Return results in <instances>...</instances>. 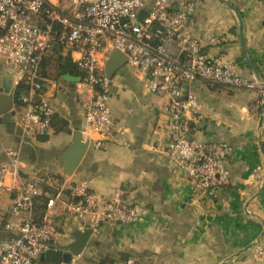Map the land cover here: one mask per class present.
<instances>
[{
    "label": "crops",
    "instance_id": "0c3cea01",
    "mask_svg": "<svg viewBox=\"0 0 264 264\" xmlns=\"http://www.w3.org/2000/svg\"><path fill=\"white\" fill-rule=\"evenodd\" d=\"M182 1L174 0L175 4ZM225 1L242 19L245 50L259 71L264 59L260 0H203L195 8L190 26L203 42L209 37L222 38L221 46L207 47L205 52L210 57L222 54L237 75L248 76L252 72L242 56L238 20ZM50 68L54 72L52 65L47 67L45 100L54 109V116L67 121L70 132L56 134L52 129L47 141L38 142L35 136L22 133L13 115L0 116L7 136L3 145L17 151L26 166L18 179L9 175L0 178L10 190L0 191V239L10 236L4 225L13 218L9 211L19 196V183H49L54 176L60 183L85 180L104 199H113L121 192L123 201L143 213V220L132 224L102 222L91 236L88 253L84 250L78 262L89 264L85 260L89 255H109L120 264H264L252 252L264 233V188L258 185L256 171L257 167L264 169V95L258 89L235 90L205 82L189 85L188 91L200 105L189 115L192 138L222 142L233 149L232 156L223 163L229 183L198 192L185 171L169 157L165 99L145 92L125 65L110 80L109 105L114 122L111 137L100 149L88 143L75 171L65 175L60 159L73 132L82 129L89 92L84 79L50 77ZM5 84L10 85L12 109H16V87L12 80L2 79L0 90ZM64 87L76 94L67 104L58 97ZM244 97L246 103L238 105V98ZM4 106L0 100V109ZM8 162L0 149V168ZM84 228L79 222H62L63 235L55 248L64 250L71 234ZM120 255L127 256L125 263Z\"/></svg>",
    "mask_w": 264,
    "mask_h": 264
},
{
    "label": "built area",
    "instance_id": "2783aa9c",
    "mask_svg": "<svg viewBox=\"0 0 264 264\" xmlns=\"http://www.w3.org/2000/svg\"><path fill=\"white\" fill-rule=\"evenodd\" d=\"M203 0H0V64L13 86L23 85L15 124L30 136L48 135L54 109L46 102V78L40 73L44 58L59 48L69 54L82 72L89 98L84 106L81 135L96 149L103 147L113 131L110 119V80L104 66L113 51L125 58V67L145 92L162 97L169 119L168 154L189 177L196 191H213L229 183L223 163L233 154L222 142L194 140L189 115L200 107L188 91L190 84L205 82L235 90L258 89L264 95V59L259 76H240L220 54L210 57L205 49L223 44L222 38L205 42L194 35L190 19ZM261 1L264 23V0ZM145 16L139 18L140 12ZM187 86V88H185ZM9 162L0 168V178H19L25 165L17 151L3 148ZM258 185L264 188V169L257 167ZM42 180L19 183V196L12 201L4 228L10 233L0 239V264H39L40 256L57 250L63 235L62 222L75 221L96 233L102 222L127 225L143 220V213L121 199L98 196L85 180L67 183L50 181L39 223L33 217V200L41 194ZM7 189L0 181V191ZM7 191H10L7 189ZM253 255L264 260V233L253 245ZM77 257L68 263L78 264ZM125 264H132L126 262Z\"/></svg>",
    "mask_w": 264,
    "mask_h": 264
},
{
    "label": "water",
    "instance_id": "95a60500",
    "mask_svg": "<svg viewBox=\"0 0 264 264\" xmlns=\"http://www.w3.org/2000/svg\"><path fill=\"white\" fill-rule=\"evenodd\" d=\"M226 5L235 12V15L238 20V28H239V42L242 50V56L245 60L250 71L256 76H259V71L257 67L253 64V62L247 56L245 50V39H244V31H243V22L237 11L233 9V7L225 1ZM145 16V11H141L139 18H143ZM125 64V58L122 54L117 51H113L105 62L104 66V74L108 80H111L115 73ZM65 79L70 80L69 77H65ZM71 81H76L75 79H71ZM187 88V86H185ZM0 100H3L5 106L3 109H0V116L10 113L13 115L12 107H13V97L10 93V85H3L0 90ZM35 140L38 142H45L48 140V135H36ZM88 143L83 140L80 131H74L72 134V141L68 145V147L62 153L61 167L63 173L67 176L72 175L77 166L79 165L85 150L87 148ZM92 236L91 229L84 228L81 230H75L71 234V241L68 243L64 250H48L43 255L40 256L39 260L41 262H47L49 264H61L68 263L72 257H77L82 255L83 251L90 244V239ZM120 261L125 263L127 261V256L120 255Z\"/></svg>",
    "mask_w": 264,
    "mask_h": 264
},
{
    "label": "trees",
    "instance_id": "16d2710c",
    "mask_svg": "<svg viewBox=\"0 0 264 264\" xmlns=\"http://www.w3.org/2000/svg\"><path fill=\"white\" fill-rule=\"evenodd\" d=\"M54 69V75L56 78L70 76V77H79L82 80L84 79L82 72L78 70L76 65L71 61L69 56H62L60 49L55 48L53 53L48 57L44 58L41 62L40 73L43 77H46L48 74L47 67L51 66ZM25 91V87L23 85H18L14 91V99L15 103L18 104V97L21 92ZM51 126L54 133H69V129L67 128L68 123L66 120L62 118H58L54 116L51 121ZM51 179V178H50ZM51 181L59 182L57 177L52 176ZM41 188V194L36 196L33 200V217L37 223H39L43 217L45 212V205L48 199V196L54 193L53 187H50L47 181H41L39 183ZM94 260V261H92ZM89 264H120L115 259H112L109 255L99 256L97 259H92ZM39 264H49L47 262H39Z\"/></svg>",
    "mask_w": 264,
    "mask_h": 264
},
{
    "label": "rangeland",
    "instance_id": "374dc122",
    "mask_svg": "<svg viewBox=\"0 0 264 264\" xmlns=\"http://www.w3.org/2000/svg\"><path fill=\"white\" fill-rule=\"evenodd\" d=\"M49 76L50 77H55L54 72L51 70V68L49 69ZM2 79L11 82L10 76H8L6 74V72L4 70V67L0 64V83H1ZM84 89L85 88H83V92L81 94L82 96H84L83 93H85ZM67 93H69L70 96H67ZM75 95L76 94H75V91L74 90L67 92V88L64 87V90L61 93H59L58 97H60L61 99H63V102L67 104L68 99L70 97L71 98L75 97ZM246 100H247L246 97H244L242 99L238 98V105L245 104L246 103ZM109 109H110V105H109ZM109 116H110V119H111V121L113 123V126H114V122H113L112 115H111V109H110V115ZM7 117H8L7 118V120H8L10 118V116H7ZM2 124H3V121H1V123H0V139H1L2 145H3L4 144V141H6V139H7V136H6L5 126L2 125ZM53 139L54 138L51 137V140L50 141H53ZM3 148H6V147L3 145ZM85 251H86L85 254H87L88 253V250L85 249ZM94 258L97 259L96 256H94V255L93 256H90L89 255V257L86 258L85 260H86L87 263H90L91 260L94 259ZM92 261H94V260H92ZM78 264H84V263L82 261H80V262H78Z\"/></svg>",
    "mask_w": 264,
    "mask_h": 264
}]
</instances>
